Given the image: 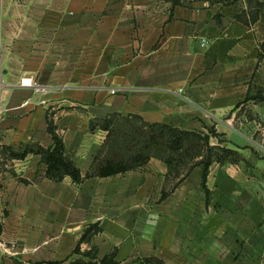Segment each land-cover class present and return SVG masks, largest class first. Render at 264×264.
<instances>
[{
    "label": "crops",
    "instance_id": "obj_1",
    "mask_svg": "<svg viewBox=\"0 0 264 264\" xmlns=\"http://www.w3.org/2000/svg\"><path fill=\"white\" fill-rule=\"evenodd\" d=\"M259 1L248 23L249 0H0V264H71L77 247L118 264H264ZM51 125L80 182L48 177L36 149L54 146ZM149 125L239 159L204 178L202 156L175 151L171 167L156 141L147 162L101 175L146 150Z\"/></svg>",
    "mask_w": 264,
    "mask_h": 264
},
{
    "label": "trees",
    "instance_id": "obj_2",
    "mask_svg": "<svg viewBox=\"0 0 264 264\" xmlns=\"http://www.w3.org/2000/svg\"><path fill=\"white\" fill-rule=\"evenodd\" d=\"M255 10L251 12L250 18H247L245 14L239 15L241 20H245L248 23H255L259 17V13L262 9L263 3L259 0H249ZM149 129L153 134H150L152 139L149 138V141L142 140V144L146 150H139L131 146L127 148V156L119 160L113 159L109 160L99 172L101 175H110L119 172H124L126 170L132 169L137 165L147 162L152 156L156 154L155 151L160 152L157 148L160 147L157 142H161L163 149L164 157L169 166L172 167L174 164L173 153L178 152V156L181 159H193L196 156H202V163H204V178H206L208 166L212 163V160L224 161L225 159H231L236 161L239 159L237 152L221 148L213 147L209 145V137H202L197 134H192L189 132H183L172 128H167V126H156L149 125ZM157 128V136L154 135V132ZM49 130L54 135V146L48 149L38 147L36 151L42 154L44 161L48 164L47 175L50 179L55 181L62 180L65 175L71 176L75 182H80L82 180L81 173L75 164L66 156L65 146L62 141L56 134L52 125L49 127ZM155 136V137H154ZM196 142V144L193 143ZM140 142V141H139ZM135 143V142H134ZM157 147V148H156ZM157 149V150H156ZM180 151V152H179ZM214 151H217L214 152ZM207 153V155H205ZM16 156L20 157L24 154L16 153ZM216 156L214 158L213 156ZM185 161V160H184ZM189 161V160H188ZM189 163V162H187ZM186 163V164H187ZM1 223H0V232H1ZM101 230L98 225H91L84 232L81 242L87 240L89 236L98 233ZM75 253H80V248L77 247ZM82 258L76 259L71 264H118L115 261V254L105 256L103 259H98L95 248L89 250L88 253H83ZM157 264H162L157 261ZM31 264H59V262H36Z\"/></svg>",
    "mask_w": 264,
    "mask_h": 264
},
{
    "label": "rangeland",
    "instance_id": "obj_3",
    "mask_svg": "<svg viewBox=\"0 0 264 264\" xmlns=\"http://www.w3.org/2000/svg\"><path fill=\"white\" fill-rule=\"evenodd\" d=\"M209 132V134L210 135H212L213 137H215L214 139L216 140L215 142H224V137L223 136H221V135H219V134H217V132H215V131H208ZM214 141V140H213ZM214 152H216L217 153V151H214ZM205 155H207V153L205 154ZM214 158H216V156L214 155L213 156ZM81 253H82V255H83V253H88L89 251H80ZM83 257V256H82Z\"/></svg>",
    "mask_w": 264,
    "mask_h": 264
},
{
    "label": "built area",
    "instance_id": "obj_4",
    "mask_svg": "<svg viewBox=\"0 0 264 264\" xmlns=\"http://www.w3.org/2000/svg\"><path fill=\"white\" fill-rule=\"evenodd\" d=\"M206 42H203V44H205ZM21 84L23 86H31L32 85V80L30 78H23L21 80ZM0 99H1V82H0ZM2 114V110H1V105H0V116Z\"/></svg>",
    "mask_w": 264,
    "mask_h": 264
}]
</instances>
